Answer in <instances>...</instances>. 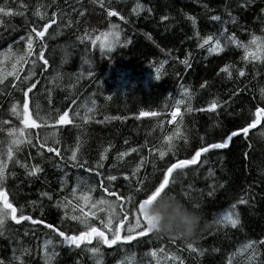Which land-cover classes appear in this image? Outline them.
<instances>
[{
  "label": "trees",
  "instance_id": "1",
  "mask_svg": "<svg viewBox=\"0 0 264 264\" xmlns=\"http://www.w3.org/2000/svg\"><path fill=\"white\" fill-rule=\"evenodd\" d=\"M21 3L26 9L21 7ZM38 3L45 6L41 10L47 12V17L53 11L62 10L64 23L69 20L72 23L68 27L62 26L55 39L46 40L50 63L46 70L34 69L37 73L34 79L39 83L29 94L32 118L40 124L37 112L41 117L47 115L54 118L58 112L62 114L67 110L72 123L55 125L54 128L26 127L21 123L23 117H17L10 111L12 103L22 102L21 89L9 83L13 80L11 76H6L4 83L0 84V122L8 121L7 124L0 123V128H23L34 142L21 145L9 160L6 156L8 133L0 131V159L7 160L4 186L10 201L14 206H22L25 214L43 218L69 234L77 233L82 225L69 219L61 220L65 209L55 205L65 197L72 199L71 190L78 177L97 184L92 192L94 199L104 197L115 200L100 188L98 181L101 177L73 167L72 161L68 160L77 142L78 158L81 162L87 160L88 166H95L99 154L107 149V159L99 171L104 176L117 175V180L110 186L118 194L132 196V201L123 202L122 206L125 212L133 213L136 201L157 185L169 162L190 157L201 146V137L206 142L221 141L236 126L254 119L257 107H264V97L260 94L261 88H264V61L245 64L241 60L243 50L232 45L219 55L209 54L206 47H197L192 23L187 19V16L197 18L196 30L202 36L218 34L223 26L229 34H235L240 41L247 43L253 34L264 36V13L260 12L264 8V0H252L246 8L239 6L240 0H104V8L99 3H92V0H0V5L24 13L22 16L0 14L5 22L0 26V60L4 61L0 67L5 72L11 70L10 62L5 59L9 45L14 50H23V41L19 38L26 33L25 19L29 24L46 22L33 15ZM137 4L143 6L138 14L133 11ZM205 4L210 11L203 7ZM105 8L118 11L128 22L118 16L108 17ZM81 10L85 13L82 17L79 15ZM229 12L237 18V23L230 21ZM211 15H219L221 21H211ZM162 16L168 19L161 20ZM109 22L120 25L122 42L125 39L130 42L117 45L104 55L98 44L93 48L90 42L81 44L76 40L86 26L90 31L95 28L98 34L108 30ZM55 28L56 25H52L49 32ZM186 56L191 65L187 68L181 63ZM85 59L91 62L92 76L88 75ZM161 63V79L157 81L154 69ZM225 63L236 68L243 67L245 75L239 76L233 71V77L227 78L219 71ZM30 68V63L23 65L19 75L23 77ZM204 81L208 83L201 88ZM15 83L20 84L21 81ZM181 85L189 87L190 98L182 95ZM73 99L77 101L74 105L71 103ZM178 99L184 100V103L178 106L177 120H172L171 112L177 107L175 101ZM213 99L218 100L220 106L207 110L208 103ZM189 105L192 111H186ZM88 108H92V112H88ZM201 108L205 110L197 111ZM141 111L157 112L158 115L141 117ZM86 114L90 119L84 122ZM170 120L171 123L168 122ZM177 126L182 136L174 141V149L167 151L163 159L157 152L150 153V148H161L163 136L172 133ZM262 128L264 118L249 131L246 138L238 136L230 141L228 147L202 154V160L206 162L199 166H188L183 172L174 170L173 173L176 183L171 188L172 193L189 207L193 203L199 204L197 209L206 220L214 221L242 197L247 200L245 204H238L235 210L240 217L236 228L215 224L195 240L183 238L173 241L169 236L150 233L130 242L118 241L111 247L101 244V264H156L146 253L149 249L160 247L180 256L184 264H229V261L231 264H248L246 257L249 252L237 250L248 241L264 240V143L254 137V133ZM37 139L46 140L47 146H53V141L58 140L55 146L61 148L63 159L55 153H48L46 148L41 150L35 143ZM129 148L136 151L129 152L122 160L117 159V153ZM142 157L143 166L136 177L125 181L120 173H130ZM17 160L20 163H16ZM25 163L39 164L42 172L32 177L26 175L21 166ZM209 169L212 170L211 175ZM61 177L65 180L63 189L60 187ZM137 178L144 181L140 192L135 190ZM103 182L109 184L106 179ZM209 191L213 193L211 196ZM42 192L50 193L52 199L42 197ZM185 192L191 200H185ZM30 201L37 203L33 205ZM67 211L71 213V208ZM104 215L98 213V217ZM91 222L100 227L99 219ZM129 222H134L133 215L125 221L121 235L126 234ZM46 234L56 237L42 225H32L28 221L17 224L8 220L3 235H0V260L5 264H17L13 260V249L23 247L30 250L23 257L24 264H44L39 247ZM188 242L202 249L203 254L188 251L185 247ZM96 245L93 239L88 247ZM256 250L259 252L256 264H264V244H257ZM56 251L59 255L52 264H96L97 257L84 245L80 248L57 245ZM162 264L177 262L166 260Z\"/></svg>",
  "mask_w": 264,
  "mask_h": 264
},
{
  "label": "snow or ice",
  "instance_id": "2",
  "mask_svg": "<svg viewBox=\"0 0 264 264\" xmlns=\"http://www.w3.org/2000/svg\"><path fill=\"white\" fill-rule=\"evenodd\" d=\"M92 3H99L101 8H104V0H92ZM252 0H240L239 6L241 8H246ZM21 7L26 9V6L21 3ZM45 6L42 4H37L33 15L38 17L40 21H45L40 24L37 22L28 23L27 18L25 19L26 33L25 35L19 38L20 41H23V50L13 49L12 45H9L6 50L5 59H7L11 64V70L5 72L3 67H0V84L4 83L6 76L13 77V80L10 81L14 87H19L23 93L22 102H14L10 106V111L13 115L17 117H23L21 119V123L27 127L37 128L41 126L55 127V125H67L72 123L69 118V112L67 110L61 113H57L56 117H48L47 115L41 117L37 112L36 115L40 119L41 123H37V119H33L29 114L30 109V93L33 89L37 88V84L39 81H36L34 78L37 75L35 68L39 67L42 70H46L49 66V59L47 57L48 44L46 43L47 39H55L56 36L60 34L59 29L63 27H68L71 25L72 21L69 20L67 24L64 23V12L62 10L53 11L50 17H47V12L42 11ZM142 5L137 4L136 8L133 9L134 13L138 14V10L142 9ZM203 7L206 10L208 6L205 4ZM108 17L118 16L119 19L124 20L125 23L128 21L125 17L121 16L118 11L105 8ZM147 11L151 12V9H147ZM261 13H264V8L260 9ZM0 14L8 15H23L22 11H16L10 7H6V5H0ZM84 11L81 10L79 15L84 16ZM230 21L232 23H237V18L232 16L231 12L228 13ZM60 20V23L57 24V20ZM168 19L167 16H162L161 20ZM187 19L191 21L194 35L197 38V47L205 48L209 54H221L225 51V49L229 46H235L243 50V55L241 56V60L247 64L251 61H264V36H256L255 34L251 35L250 39L247 43L240 41L235 34H229L227 28L221 27L219 33H209L206 35H201L199 31L196 30L197 18L195 16H187ZM209 19L213 22L221 21V17L219 15H211ZM87 20L85 24L87 25ZM224 23H228L225 21ZM5 24L2 16H0V26ZM52 25H56V28L49 32V29ZM96 29L92 28L91 31L86 26L83 33L81 35L76 36V40L85 44V42H90L91 46L95 48L98 44L99 50L102 54L107 55L110 53L117 45L127 44L130 41L124 40L121 41L122 29L119 24L108 23V30L101 31L96 34ZM151 39V36L148 37ZM19 43V41L17 42ZM38 44V47H37ZM63 47V46H61ZM4 61L0 60V65H3ZM31 64L32 68H30L26 75L21 77L19 73L23 71V65ZM185 65V67H190V62L188 57L186 56L183 61H181ZM84 64L88 65V75L92 76V65L91 62L87 59L84 60ZM163 67V63L157 66L154 69V79L159 81L161 79V68ZM224 73L227 78L231 79L233 77V71L237 72L239 76L245 75V70L243 67L236 68L235 65L230 63H225L219 70ZM83 73L81 72V75ZM219 74V73H218ZM15 81H21L20 84H16ZM208 81H204L201 83L200 87L204 88ZM182 95L190 98V90L189 87L181 85ZM260 94L264 97V88H261ZM74 105L77 103L75 99L71 101ZM95 102L93 101V104ZM184 100L178 99L175 101L176 108L171 112L172 120H177L179 115V105L183 104ZM22 106V112L20 108ZM220 106V102L216 99L210 101L207 105V110H215ZM92 108H88V112H92ZM193 109L189 105L186 111H192ZM204 108L197 109V111H204ZM140 116H155L158 115L156 112L149 111H141L139 113ZM116 118V117H114ZM264 118V107H257L255 109V118L251 119L250 122H247L243 125L236 126L233 130H231L225 138L218 142H206L203 137H201V146L197 147L193 154L190 157L177 159L175 162H169L165 166V170L162 173V179L157 183V185L148 193L143 195L142 198L136 201V208L133 213H127L124 211L122 206L123 202H131L132 196H124L118 194L111 185V182L117 180V175L107 174L104 176L99 169L103 168V161L107 159L106 153L107 149L102 151L99 154V159L96 161L95 166H88V161H80L78 158L79 151V142H77L76 147L72 148L71 155L68 157V160L72 161V166L77 168H82L87 173H94L96 177H101V180L98 181L100 188L110 197H115V200L105 199L101 197L99 199H94L92 196V192L96 190V183H89L84 177H78L76 182L72 187V199L64 198L63 201L58 200L56 202V207L65 209L64 216L61 217V220L69 219L71 221H76L80 225H82V229L78 230L77 233L69 234L65 230L60 227H57L51 222L45 221L43 218H34L30 214H25L24 208L22 206L17 207L14 206L13 202L10 201L9 195L5 189L4 181L7 178L6 167L7 160L0 159V235H3V229L8 220H12L19 224L21 221H28L32 225H42L43 228L50 230L52 233L56 234L54 238L51 235L46 234L42 243L40 244L39 250L41 253V258L44 261V264H52L53 260L59 253L56 251L57 245H65L68 247L75 246L76 248H80L81 245H84L85 249L90 252L94 257H97L96 264H101L99 256L101 255L99 245L103 244L111 247L112 245L117 244L118 241L122 242H130L135 240L137 237H144L148 234H153L151 222L149 218L145 215L144 209L146 206L151 204L161 193H168L173 198L178 199L171 191L172 186L176 183L175 177L173 175L174 170H181L183 172L184 169L188 166H199L201 163L206 162V160H202V154L208 153L210 150L224 149L229 146L230 141L234 138L240 136L241 139H244L248 136L249 131L257 127L260 124L261 119ZM90 119V116L87 114L83 117L84 122H87ZM182 121V117L180 118ZM172 120L168 121L169 123ZM0 123L7 124L8 121H2ZM0 131H7L8 133V146L6 151L7 159H12L14 157V153L19 151V148L24 143L32 144L33 140L29 139V134L24 131L23 128L17 129L14 127H9L7 129L0 128ZM264 134V133H261ZM182 136L180 131V127L177 126L175 130L163 136V142L161 148H150L149 151L157 152L159 157L163 159L166 155L167 151H172L175 147L174 141ZM185 142H187V138L184 137ZM36 144L39 145L41 150L45 149L48 153H55L56 156L61 157L63 159L61 148L56 147L55 145L59 143L58 140L53 141V146H47L46 140L37 139L35 141ZM136 151V149L129 148L127 151H122L117 153V159L122 160L125 156L128 155L129 152ZM16 163H20V161H16ZM21 166L25 169L26 175L32 177L36 176L38 173L42 172V168L39 164L28 165L21 164ZM58 167L60 165H57ZM143 166V157L141 161L135 165V167L131 170L130 173L121 172L120 174L123 176L125 181L130 180L133 177H136L139 169ZM212 174V170L209 169V175ZM67 175V174H65ZM106 179L109 184H105L103 180ZM144 181L137 178L136 180V188L137 192L142 191V185ZM65 186V180L61 177L60 187L63 189ZM211 187V185H210ZM213 193L209 191L208 195L211 196ZM185 200H191L190 195L185 192ZM42 197H47L49 200L52 199V195L48 192H42ZM121 202V203H117ZM30 204L35 205L37 202L30 201ZM247 200L243 197L238 199L235 203L231 205L230 210L221 212L218 215V218L214 219V223L221 226H231L232 228H236L240 224L239 213L236 210L238 204H245ZM185 205L188 206L187 203ZM71 208V213L67 211L68 208ZM192 207H199V204L193 203ZM119 210V211H118ZM98 213H105L103 217H98ZM122 214V215H120ZM129 215L134 216V222H129L127 224L126 234L121 235L122 227L125 225V221H128ZM93 219H99L100 227L96 226L91 221ZM111 234L110 236L108 234ZM28 233L26 232L25 235ZM169 238L171 240H179L183 239L182 236L178 235H170ZM96 240L97 245L93 247H88L93 241ZM257 244H264V240L259 242L257 241H248L246 244L242 246L241 249L237 251H248L249 254L246 257L248 264H256L257 257L259 256V252L256 250ZM186 249L192 253H196L198 255L203 254V250L194 245L191 242L186 243ZM213 251H217V249H213ZM17 252L19 254L17 255ZM30 250L26 248L13 249V260L17 262V264H24L23 257L26 254H29ZM135 255V254H133ZM146 255H150L152 259L156 262V264H162L163 261L171 260L177 262V264H184L183 259L180 256L174 255L171 252L166 251L163 247L156 249H149ZM0 264H5L3 260H0ZM119 264V262H118ZM231 264V261H229Z\"/></svg>",
  "mask_w": 264,
  "mask_h": 264
},
{
  "label": "clouds",
  "instance_id": "3",
  "mask_svg": "<svg viewBox=\"0 0 264 264\" xmlns=\"http://www.w3.org/2000/svg\"><path fill=\"white\" fill-rule=\"evenodd\" d=\"M261 133H264V128L254 133V137L264 143V134ZM144 212L151 222L153 234L157 236L178 235L186 240H195L215 225L213 221L206 220L196 207H189L168 193H161Z\"/></svg>",
  "mask_w": 264,
  "mask_h": 264
},
{
  "label": "water",
  "instance_id": "4",
  "mask_svg": "<svg viewBox=\"0 0 264 264\" xmlns=\"http://www.w3.org/2000/svg\"><path fill=\"white\" fill-rule=\"evenodd\" d=\"M157 113V112H156ZM29 114L30 116L32 117V113H31V103H30V109H29ZM152 115H149V116H143V117H151ZM142 117V116H141ZM70 124V123H69ZM68 125V124H67ZM27 127V126H26ZM28 128H31V127H28ZM119 242H122V241H119Z\"/></svg>",
  "mask_w": 264,
  "mask_h": 264
}]
</instances>
